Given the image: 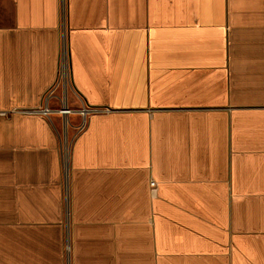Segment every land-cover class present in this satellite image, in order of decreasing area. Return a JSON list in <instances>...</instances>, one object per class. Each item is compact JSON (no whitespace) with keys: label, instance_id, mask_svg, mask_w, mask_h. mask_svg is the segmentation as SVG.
Listing matches in <instances>:
<instances>
[{"label":"crops","instance_id":"1","mask_svg":"<svg viewBox=\"0 0 264 264\" xmlns=\"http://www.w3.org/2000/svg\"><path fill=\"white\" fill-rule=\"evenodd\" d=\"M0 264H264V0H0Z\"/></svg>","mask_w":264,"mask_h":264},{"label":"rangeland","instance_id":"2","mask_svg":"<svg viewBox=\"0 0 264 264\" xmlns=\"http://www.w3.org/2000/svg\"><path fill=\"white\" fill-rule=\"evenodd\" d=\"M62 89H59L57 92H56V94L58 95L57 97H58V100H56L55 102H57L58 104L55 106V110H60V109H62V107H63V103H64V101L62 102V91H61ZM52 109H54L52 106H50ZM58 107V108H57ZM73 111H75L80 117H83L81 114H79L84 108H82V107H80V106H78V107H74V106H72V107H70ZM74 112V113H75ZM72 114H70V115H67L65 118L66 119H64L65 121L63 122V130L64 131H68V125H70L71 124V129L73 130V134H75V133H77L78 132V130H79V128L81 127V124H82V122H83V120L81 121V119L82 118H80L79 117V119L76 121V122H74V121H72V116H71ZM63 116V115H62ZM70 123V124H69ZM70 130V129H69Z\"/></svg>","mask_w":264,"mask_h":264},{"label":"built area","instance_id":"3","mask_svg":"<svg viewBox=\"0 0 264 264\" xmlns=\"http://www.w3.org/2000/svg\"><path fill=\"white\" fill-rule=\"evenodd\" d=\"M63 68H64V66H63ZM62 68V71H61V75H60V82L61 81H63V80H66L68 77H67V75H65L64 74V69ZM68 73V72H67ZM55 92V89L54 90H52L51 91V93L49 94V97L51 96V95H53V93ZM63 102V101H62ZM68 106H63L62 107V109H60V110H54V111H52L53 109L49 106V103H48V101H47V104H46V106L44 107V108H41V109H35V110H31V111H29L30 113H33V114H41V115H44V116H50L52 113H59V114H61V115H63V116H67V115H70V114H72V112L67 108ZM74 112V111H73ZM81 115L83 116V117H86L87 116V114H88V111L86 110V109H83L81 112ZM85 123V122H84ZM83 126V125H82Z\"/></svg>","mask_w":264,"mask_h":264},{"label":"bare ground","instance_id":"4","mask_svg":"<svg viewBox=\"0 0 264 264\" xmlns=\"http://www.w3.org/2000/svg\"><path fill=\"white\" fill-rule=\"evenodd\" d=\"M63 69H64V74L67 75V72H68L67 65H64V68H63ZM67 108H68L72 113L75 112V111L73 112V110H72L69 106H68ZM52 111H54V110H52ZM80 114H81V113H80ZM82 115H83V114H82Z\"/></svg>","mask_w":264,"mask_h":264}]
</instances>
